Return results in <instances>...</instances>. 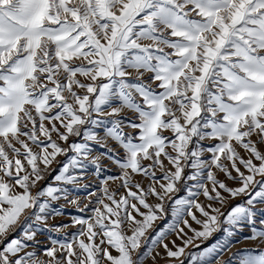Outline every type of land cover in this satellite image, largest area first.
<instances>
[{
  "label": "snow or ice",
  "instance_id": "1",
  "mask_svg": "<svg viewBox=\"0 0 264 264\" xmlns=\"http://www.w3.org/2000/svg\"><path fill=\"white\" fill-rule=\"evenodd\" d=\"M157 258L264 264V0H0V264Z\"/></svg>",
  "mask_w": 264,
  "mask_h": 264
},
{
  "label": "rangeland",
  "instance_id": "2",
  "mask_svg": "<svg viewBox=\"0 0 264 264\" xmlns=\"http://www.w3.org/2000/svg\"><path fill=\"white\" fill-rule=\"evenodd\" d=\"M167 134V133H166ZM207 143V142H206ZM207 156V154H205ZM61 160H63V157H60ZM105 164L107 165V167H105V169L103 170V172L101 173V177H106L108 175H116L117 174V170L111 166V164L108 161H105ZM220 179H226L223 174H218ZM90 183V188L88 190H95L96 188V178L89 176L88 177V181ZM231 183V182H229ZM86 191H82L79 193V195L83 196L86 195ZM183 192H180L179 195H183ZM74 215H78V213L76 212V210L72 207H68L65 209V213H64V217L63 219H57L55 221H52V223L54 225L59 226L60 223H68L71 219L72 216ZM161 222V226H162ZM193 227H197V225L193 224ZM53 237H56V233L52 234ZM175 237H170V239H174ZM213 241H208V243H212ZM177 243H180L179 241H177ZM259 245L255 242H249V241H245L242 237L238 240V242H234V247L232 248V252H242L244 249L246 248H258ZM162 251V250H161ZM189 251H194V249H189ZM115 255V253H113ZM228 255H231V253L226 254L225 259L228 258ZM235 259V258H233ZM146 264H152L151 260L149 259L148 261H146ZM156 264H168V261L165 259H161V258H157L156 260ZM185 264H187V260H185Z\"/></svg>",
  "mask_w": 264,
  "mask_h": 264
}]
</instances>
